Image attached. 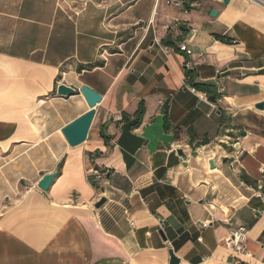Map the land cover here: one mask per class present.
<instances>
[{
	"label": "crops",
	"instance_id": "0c3cea01",
	"mask_svg": "<svg viewBox=\"0 0 264 264\" xmlns=\"http://www.w3.org/2000/svg\"><path fill=\"white\" fill-rule=\"evenodd\" d=\"M166 1L0 0V264H264V7ZM59 84L101 96L74 148L61 131L89 108ZM240 226L237 262L224 241Z\"/></svg>",
	"mask_w": 264,
	"mask_h": 264
},
{
	"label": "water",
	"instance_id": "95a60500",
	"mask_svg": "<svg viewBox=\"0 0 264 264\" xmlns=\"http://www.w3.org/2000/svg\"><path fill=\"white\" fill-rule=\"evenodd\" d=\"M230 0H223V3L227 5ZM216 11L212 10L210 12L211 17L216 16ZM56 95L63 99H68L69 97L76 96L80 93L83 98L85 99L89 111L85 114L65 126L61 133L68 144L69 147L74 148L81 144H83L89 132V129L93 123L94 115H95V107L100 103L101 96L96 92L92 91L91 89L87 88L86 86L80 87L79 90L74 89L73 87L66 86L65 84H59L56 86ZM255 108L258 110L263 109V103H258L255 105ZM244 136V133H241ZM235 151H239L240 146L236 143L233 146ZM181 154V151L178 152ZM224 161V160H223ZM232 161V159L230 160ZM209 166L211 169L214 168L213 162H209ZM57 177V172H53L51 174H47L37 183V188L42 192H47L50 185L52 184L53 180ZM105 199H100L96 204L95 208L98 209L102 205H104ZM170 264H178L179 260L173 255L170 254Z\"/></svg>",
	"mask_w": 264,
	"mask_h": 264
},
{
	"label": "built area",
	"instance_id": "2783aa9c",
	"mask_svg": "<svg viewBox=\"0 0 264 264\" xmlns=\"http://www.w3.org/2000/svg\"><path fill=\"white\" fill-rule=\"evenodd\" d=\"M249 1L256 2L264 7V0H249ZM166 3L167 5L172 6L183 13H187L188 8H191L194 5L192 0H167ZM190 33L193 34L194 31L191 30ZM164 50L166 51L167 49L164 48ZM179 50L181 52H184L186 55L191 54L190 50L185 45H181ZM189 66L190 64L188 63L187 67ZM187 88L191 93L193 94L196 93V91L193 88L189 86H187ZM106 174L107 171H103L99 169H91L89 171V175L94 184L103 183ZM131 225H133V223H131ZM207 226H208L207 223H203L202 225L203 228ZM164 227H165V222L163 220H160L158 222V228L162 231ZM245 241H246V229L243 226H240L236 230L231 231L229 236L224 241L226 248L231 252L232 255H234V258L237 262L240 260L239 259L240 255L247 254V250L245 248ZM168 246H170L169 243Z\"/></svg>",
	"mask_w": 264,
	"mask_h": 264
},
{
	"label": "trees",
	"instance_id": "16d2710c",
	"mask_svg": "<svg viewBox=\"0 0 264 264\" xmlns=\"http://www.w3.org/2000/svg\"><path fill=\"white\" fill-rule=\"evenodd\" d=\"M198 0H192L193 3L197 2ZM191 8H188V11ZM222 41H224L223 39H220ZM224 42H228L229 40H225ZM165 46H170V43L164 42ZM188 62H185L184 67H183V71H184V79H185V83L187 86L193 88L195 91L197 92H202L206 95V97L208 98V100L211 103H216L219 99H220V95L217 93L215 87L211 86V85H206V84H196L194 83V70L191 69V67H187ZM145 113V107H144V103L140 102L137 106L136 111L134 112V114L131 116L133 118V124L131 125V127H137L139 126V124L142 121V118L144 116ZM128 115L124 114L122 119L123 121L126 123L128 122ZM221 121V119H220ZM169 125L167 123V121L164 122V129H168ZM189 136H190V141L194 142L195 140H197V145H204L208 143V139L207 137H202V138H198L193 131H189ZM62 166V162L58 165V170L61 168Z\"/></svg>",
	"mask_w": 264,
	"mask_h": 264
}]
</instances>
